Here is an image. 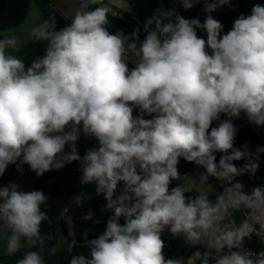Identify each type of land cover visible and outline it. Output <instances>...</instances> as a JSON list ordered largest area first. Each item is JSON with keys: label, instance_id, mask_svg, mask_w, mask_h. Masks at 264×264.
<instances>
[{"label": "clouds", "instance_id": "1", "mask_svg": "<svg viewBox=\"0 0 264 264\" xmlns=\"http://www.w3.org/2000/svg\"><path fill=\"white\" fill-rule=\"evenodd\" d=\"M180 3L189 10L200 0ZM225 5L231 0H204L203 23L175 9H156L140 41V28L129 35L108 30L109 8L102 0H78L64 28L57 30L52 18L31 29L30 37L47 41V47L27 67L6 54L16 39H0V177L9 165L22 174L27 164L42 176L79 162L81 186L95 185L112 211L95 238L89 239V230L82 233L88 254L71 255L76 234L70 208L62 209L59 218L71 238L69 264H264V253L244 248L245 238H264V186L245 191L236 179L255 175L264 146L254 153L247 143L235 147L233 123L243 113L264 127V5L254 4L226 33L211 15ZM129 53L138 60L132 68ZM81 134L97 141L83 156L76 143ZM181 157L205 169L201 182L209 176L225 182L215 200L204 192L186 195L179 185L170 188L181 177ZM241 160L243 165L234 164ZM19 187H0L6 252L16 255L26 243L33 250L15 264H46L42 252L53 237L40 229L51 223L42 210L48 196ZM91 199L81 193L73 203L79 207ZM242 210L247 215L238 225L223 226ZM81 219L100 223L91 210ZM165 231L205 251L166 258Z\"/></svg>", "mask_w": 264, "mask_h": 264}, {"label": "crops", "instance_id": "2", "mask_svg": "<svg viewBox=\"0 0 264 264\" xmlns=\"http://www.w3.org/2000/svg\"><path fill=\"white\" fill-rule=\"evenodd\" d=\"M102 1L104 2V5L108 6L109 12L111 14L116 15L119 18H123L125 15H129L132 20L137 23H141V19L139 18V14L142 13V9L140 11V0ZM7 8L5 10H8ZM20 9H23V7H20ZM24 9V11H21L23 12L22 14H19L18 12L19 18L11 21L7 26H0V35H3L4 37H14L16 39V46L7 48L6 54L15 55L18 58L22 59L27 67L34 59H36L37 57H42L45 54L47 41L33 40L30 37V32L33 27L42 23L46 19L40 12V8L25 7ZM54 20L56 22L57 30L64 28V24L61 23L58 18H55ZM96 146L97 141L95 140L94 144H91L89 147L83 150L80 155L83 156L88 148ZM16 170L17 168L15 165H9L6 173L2 177H0V181L5 179L11 172ZM79 176L80 164L79 162H73L70 167L62 170L61 172H58L55 177L49 180V182H47L46 184L44 183L41 187L38 188V190H42L45 195L48 196L46 205L42 206V210H45L47 212L51 221V223H42L40 231L42 235H51L53 237L52 240H47L45 242L44 251L42 252L43 255L51 253L50 249L52 248H56V251L62 249L66 250L67 248L66 241L71 239L69 237V226L64 220L59 218V213L66 206L70 208V211L67 215L72 218L74 231L76 234L75 238L77 243L74 247L73 253L75 252L74 254H76L81 249H83L88 254V249L86 247H81L83 243L82 233L85 230H89V239L95 237L94 228L95 226H99V224H93L92 221L84 222L81 219V217L89 210L92 211V209L89 207L91 206L90 201H84L82 206L79 207L73 203V197L75 195L86 192L90 193V187L87 188L86 186H81L79 182ZM92 190L95 192V185H92ZM245 211L247 210L242 211V214ZM241 218L242 215L238 218H235V220L239 222L241 221ZM97 232H100V227H97ZM29 250L33 249L30 245L25 243L20 253L16 255H8L6 252V238L2 234H0V264H15V261L22 257L23 252Z\"/></svg>", "mask_w": 264, "mask_h": 264}, {"label": "trees", "instance_id": "3", "mask_svg": "<svg viewBox=\"0 0 264 264\" xmlns=\"http://www.w3.org/2000/svg\"><path fill=\"white\" fill-rule=\"evenodd\" d=\"M36 1H37L39 8H40V12L45 17L46 20H49L52 18H54V19L58 18L60 20V22L64 24V27L71 23L68 20H66L50 4L49 0H36ZM76 1H78V0H76ZM8 2H9V0H0V8L2 10H5L7 8ZM102 3L104 4L103 1H102ZM162 3L166 9H169V10L170 9H177L179 11L180 15H182L186 19L198 18L203 23L205 16L208 15L207 13H205L203 11L204 0H200V3L196 4L193 8H191L189 10H185L182 7L180 0H162ZM256 3H260V4L264 5V0H231V6H229V5L222 6L221 8L217 9V11L211 13V15L213 16L214 19H217L218 21L222 22V24L224 25V32L226 33L227 31H229L231 29L234 20L236 18H238L241 14L250 15L251 9L254 6V4H256ZM98 6L99 5H92L91 7H98ZM108 16H109L108 17L109 24L107 25V28L111 33L115 34L117 32L122 31L126 35H129L128 32H130V34H131L133 30L140 28L141 32L139 35V39H140V41H142L144 39L145 34L142 31V28H143L142 22L141 23L139 22L141 24V26H140L139 23L132 20L129 15H125L123 18H119L118 16L113 15L109 12ZM197 35L200 37L206 38L205 32L203 30H198ZM4 38H7V37L0 35V39H4ZM129 67L132 68L133 66L131 64H129ZM133 114L137 115L138 113L136 111H134ZM150 118H151L150 116H145V119H150ZM224 119H228V117L222 115L221 120H224ZM238 121H244L247 124V126L244 130L239 131V133L237 134V137L235 138V145H234L235 147L240 148L242 145L247 143L250 146L249 151L254 153L255 148L257 146H264V127L258 128L255 124L249 122L246 115L243 113H241V117L239 119L233 120V122H238ZM94 142L92 143V145L94 144ZM219 155L220 154L218 153L217 154V162L219 160ZM260 159H262L264 161V153H262L260 155ZM72 163H68L62 170H65L66 168L70 167L72 165ZM244 163H245L244 160L234 162V164H236L237 166H241ZM191 165H192V162H187L185 164V168L188 169ZM27 167H28V165L25 164L23 166V170L26 169ZM199 168H200L201 175L204 174L205 169L200 167V166H199ZM178 171L182 176V175H186L188 170L186 171V169H184L182 167V164H178ZM17 173H19L17 170L13 171L9 174V176H7L5 179L0 181V187L3 186L5 183H7ZM256 173H255V175H256ZM255 175L250 176L248 174H245L241 177H237L236 179L241 180V181H248L250 179H253V181L251 182V185H250V189L255 187V186H264V177L261 176V177H258L255 179ZM55 176L56 175H54L53 177H55ZM208 179L214 180L216 178L209 176ZM174 181L175 180H173L172 183L170 184V188L175 187ZM47 182H49V181H47ZM185 194L189 195V196L198 195V194L186 193V192H185ZM215 197L216 196L209 197V199L215 200ZM111 215H112V211L108 209L107 219ZM105 222L102 225V230H101L102 232H103L104 228L106 227ZM123 222H124V220H123V218H121L120 223L123 224ZM240 222L241 221H239V223ZM162 235H163L162 238L165 241L164 254H165L166 258H184L185 259L187 257L188 251L190 249V245L186 243V241L184 240V238L182 236L181 237H172L167 231L165 233H163ZM95 237H92V238H95Z\"/></svg>", "mask_w": 264, "mask_h": 264}, {"label": "rangeland", "instance_id": "4", "mask_svg": "<svg viewBox=\"0 0 264 264\" xmlns=\"http://www.w3.org/2000/svg\"><path fill=\"white\" fill-rule=\"evenodd\" d=\"M140 11L142 9V13L139 14V18L141 19L142 24L146 21L147 18L151 17L156 9L162 8L165 10V6L162 3V0H140ZM8 10H2L0 8V26L2 25H9L11 21H14L18 17L19 14H22L25 7L27 8H39L36 0H9L7 4ZM12 7V8H11ZM20 7H23V9H20ZM172 10V9H170ZM178 13L179 11L175 9ZM37 12V11H36ZM39 14V13H38ZM180 14V13H179ZM40 16V15H39ZM23 18V17H22ZM36 18V17H33ZM17 21V20H16ZM141 26V24L139 23ZM17 29V28H16ZM218 122H214L212 126H216ZM235 127L237 128V134L239 131L244 130L247 126V124L244 121H238L233 122ZM254 126V125H253ZM237 137V135H236ZM187 161H185L182 157L180 158L179 164H182V167L186 169L187 174L182 175L180 179L174 181L175 186H182L186 193H193V194H199L200 192L207 193L209 197H214L220 194L223 191V188L226 186L225 182L217 180V179H207L205 182H201V173L200 168L198 165H196L194 162H192V165L187 169L185 168V164ZM259 169L255 175V179L258 177L263 176L264 177V161L262 159H259ZM238 180V179H237ZM241 181V180H239ZM253 179H250L248 181H241L245 185V191H250V185ZM87 188H89L90 193H84L89 194L92 196L91 199V206H89L93 213L94 218L99 220V226H95L94 228V235H99L102 231V224L107 220L108 217V209L105 208L106 201L102 194L97 195L92 190V185H87ZM103 198V199H102ZM86 201V200H85ZM87 202V201H86ZM244 211V210H242ZM242 211H235L233 212L232 216L234 218H238L242 215ZM97 227H100V232H97ZM96 229V230H95ZM166 232V231H165ZM164 232V233H165ZM193 246H190V249ZM189 249V250H190ZM75 253V252H74ZM76 254H85L87 253L81 249ZM43 255V254H42ZM71 255L66 252V250H58L55 251V253H47L44 254L43 257L46 261V264H69V260L71 259Z\"/></svg>", "mask_w": 264, "mask_h": 264}, {"label": "water", "instance_id": "5", "mask_svg": "<svg viewBox=\"0 0 264 264\" xmlns=\"http://www.w3.org/2000/svg\"><path fill=\"white\" fill-rule=\"evenodd\" d=\"M50 4L69 22H71L74 9L78 1L76 0H49ZM130 34V32H128ZM139 46V45H138ZM129 64L133 67L136 66L138 62L137 58L134 57L132 53L128 54ZM95 141L94 137H85L81 134L77 143V151L79 154L89 147ZM70 149L66 146L65 151H69ZM68 163H65L64 167ZM63 167V168H64ZM63 168L56 170H50L45 172L42 176H37L33 171L30 170L29 166L23 170V173H17L13 178H11L7 183L3 186H7L10 183H17L20 187L18 190L20 191H31L33 189H38L44 182L49 181L54 175L60 172Z\"/></svg>", "mask_w": 264, "mask_h": 264}, {"label": "built area", "instance_id": "6", "mask_svg": "<svg viewBox=\"0 0 264 264\" xmlns=\"http://www.w3.org/2000/svg\"><path fill=\"white\" fill-rule=\"evenodd\" d=\"M247 215V211H245L242 214V218L241 221L243 219H245ZM239 222H237L235 220V218L231 215V217H229L223 224L224 227H231L233 225H238ZM259 227V225H257V228ZM167 246V245H166ZM244 248L247 251H250L251 253L254 254H258V253H264V238H262L261 236H257L256 234H253L250 238H245L244 240ZM200 250L201 252L205 251L203 246L197 245L194 246L189 252L187 257H189L193 252ZM166 253V252H165ZM187 257L185 259H187ZM253 258L255 259L256 257L253 256ZM199 264V262H198ZM210 264H212V262L210 261Z\"/></svg>", "mask_w": 264, "mask_h": 264}]
</instances>
